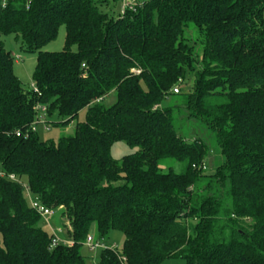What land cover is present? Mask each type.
I'll use <instances>...</instances> for the list:
<instances>
[{"label": "trees", "instance_id": "1", "mask_svg": "<svg viewBox=\"0 0 264 264\" xmlns=\"http://www.w3.org/2000/svg\"><path fill=\"white\" fill-rule=\"evenodd\" d=\"M108 8L109 0H0V264H86L94 224L104 243L123 234L97 264H264V0ZM61 26L64 50L41 51ZM8 35L36 54L32 89L14 74ZM39 112L48 129L54 116L63 131L85 119L47 142ZM178 118L215 134L214 172L208 147L180 135ZM120 142L136 151L115 159ZM10 175L46 207L63 208L72 245L51 246Z\"/></svg>", "mask_w": 264, "mask_h": 264}, {"label": "rangeland", "instance_id": "2", "mask_svg": "<svg viewBox=\"0 0 264 264\" xmlns=\"http://www.w3.org/2000/svg\"><path fill=\"white\" fill-rule=\"evenodd\" d=\"M139 1H148V0H139ZM122 0H109V8L107 11L111 14L118 15L121 12L122 8ZM194 26L192 30H196ZM194 32V31H193ZM197 32V31H196ZM196 34V33H195ZM193 43L196 41L197 37L192 34ZM65 39H66V30L64 26L59 28L57 37L54 41L48 43L44 47H42L41 51L43 52H61L65 48ZM191 39V38H190ZM199 39V38H198ZM4 42V46L7 51H9L14 58V74L21 81L23 87L25 89L33 88V73L36 67V54L28 53L23 48V43L20 38H16L15 35H8L2 38ZM73 51L76 50V47L72 48ZM198 48V52H199ZM192 83V76L188 75L185 82L183 83L182 90L184 92H188ZM116 98L115 94L112 93L103 99L102 103L105 106H111L115 103ZM173 101V100H172ZM172 101H168L162 105V107H168L172 105ZM39 116H41V124L37 126V133L41 140L47 142L57 143L59 138L62 135H71L74 130V126L77 122H82L85 119V113H81L78 117V120L73 123V126L69 127L66 131L58 127L51 126L52 122H63L64 119H59V117L54 116L51 120H48L50 123L49 129L46 127V118L45 115L39 112ZM176 129L178 133L184 136L187 139H198L203 142L208 147V157L206 159L207 171L208 173H212L215 171L217 163L222 160L220 149L216 142L215 134L210 131L203 123L195 120H182L178 118L176 120ZM136 149L130 148L126 143L120 142L116 143L112 149V156L115 159H120L125 155H129L134 153ZM176 171L179 170L177 165L173 166ZM2 171V166L0 165V172ZM53 215L48 220L41 219L40 227L44 229L49 235L56 236L57 239L61 243H65L68 241V237L66 234L65 224L66 219L64 216L63 208L53 209ZM89 235L93 237L94 240H99L98 231L96 225L94 224L89 232ZM123 242V234L118 231H112L105 240V244L112 246L116 245L118 247L121 246ZM82 255L86 259V264H97L98 258L101 253V249H95L93 251L89 250L86 246H83L81 249ZM162 264H187L186 260L177 258V259H167Z\"/></svg>", "mask_w": 264, "mask_h": 264}, {"label": "built area", "instance_id": "3", "mask_svg": "<svg viewBox=\"0 0 264 264\" xmlns=\"http://www.w3.org/2000/svg\"><path fill=\"white\" fill-rule=\"evenodd\" d=\"M122 8H121V14L123 15L124 12L126 10H134V8L140 4L139 0H122ZM136 74H139V71H133ZM174 93H178V90L175 89ZM39 110H41L42 112H45L46 109L44 107H39ZM6 177V175L1 171L0 172V178H4ZM8 178L12 181H16L18 182L24 189V197L27 200V203L29 205V207L36 212L37 215L40 216L41 219L44 220H48L49 218L52 217L53 215V209L46 207L45 205H43L37 198H35L28 186L27 183L18 181L17 178L14 175H10L8 176ZM59 244H64V245H72L73 243L68 239L67 242L65 243H61L56 236H53L52 242H51V246L52 247H56ZM84 245L91 251L95 250V249H109V250H116L117 246L116 245H106L102 240H94L93 237H91L90 235L87 237L86 242L84 243ZM122 264H125L126 259L121 257L120 258Z\"/></svg>", "mask_w": 264, "mask_h": 264}, {"label": "crops", "instance_id": "4", "mask_svg": "<svg viewBox=\"0 0 264 264\" xmlns=\"http://www.w3.org/2000/svg\"><path fill=\"white\" fill-rule=\"evenodd\" d=\"M73 126V125H72Z\"/></svg>", "mask_w": 264, "mask_h": 264}]
</instances>
